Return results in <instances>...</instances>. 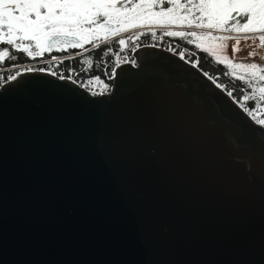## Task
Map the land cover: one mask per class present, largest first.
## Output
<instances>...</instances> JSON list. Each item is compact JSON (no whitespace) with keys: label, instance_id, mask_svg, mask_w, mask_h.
I'll return each instance as SVG.
<instances>
[{"label":"water","instance_id":"1","mask_svg":"<svg viewBox=\"0 0 264 264\" xmlns=\"http://www.w3.org/2000/svg\"><path fill=\"white\" fill-rule=\"evenodd\" d=\"M133 58L105 95L0 83V264H264V128L177 55Z\"/></svg>","mask_w":264,"mask_h":264},{"label":"snow or ice","instance_id":"2","mask_svg":"<svg viewBox=\"0 0 264 264\" xmlns=\"http://www.w3.org/2000/svg\"><path fill=\"white\" fill-rule=\"evenodd\" d=\"M145 28L149 29L153 40L179 38L207 57H215L216 62L226 68L223 75L240 80L242 85L221 83L220 75H209L207 71L204 74L264 128V118L260 116L264 110V65L256 60L257 57L264 60V53L260 51L264 49V0H0V46H5L0 47V65L5 60L16 61V52L31 59L43 58L53 49H84L86 43L93 42L98 47L122 33ZM152 28L161 29L162 36L158 37ZM171 28L175 30H169ZM145 34L140 31L127 39L120 38L119 51L122 52L129 41L139 47L135 41ZM242 40L250 51L238 60L237 54L244 50ZM229 41H233L230 55ZM111 51L109 47L102 56ZM176 54L181 59L189 57L194 66L201 62L197 52L187 48ZM193 56L195 60H191ZM83 63L91 66L93 61L86 58ZM119 64L117 55L115 67ZM33 70L70 79L84 88L93 84L103 85L104 89L108 87L99 76L77 81L72 79L71 72L67 77L56 73L51 70L50 61L48 68L26 69ZM19 75L16 72L0 77V83L14 81ZM115 75V70L108 73L110 79ZM97 94L103 93H93ZM249 101L254 102L252 106Z\"/></svg>","mask_w":264,"mask_h":264},{"label":"trees","instance_id":"3","mask_svg":"<svg viewBox=\"0 0 264 264\" xmlns=\"http://www.w3.org/2000/svg\"><path fill=\"white\" fill-rule=\"evenodd\" d=\"M143 32H145L146 34L144 36H141L139 40H136L135 43H139L142 41H149L151 39L150 31L145 30ZM156 33L158 35L157 31H156ZM135 34H136V32H135ZM135 34H133V35H135ZM127 37H128L127 35H123V36H119L117 38H113L107 43L99 44L98 47H96L97 45H95L96 42H93L91 44L84 46V49L74 50V51H71L69 53H54V52L53 53H45L43 58L37 57L35 59H31V58L27 57L26 54H24V53L16 52L14 54L18 57V59L16 61L5 60L3 62V65H0V68L1 69H7V68H13L12 65H15V67H19V66L28 65V64L39 63L42 61L49 60L50 58H52L54 56H61L62 57L65 55L78 54L80 52H84L86 50L93 49L92 51L86 53L85 55H83L81 57L74 58L72 60H66L62 63L53 64V65H51V68H53L56 73L64 72L65 77L69 76V72L78 73L80 76L87 75L89 77L93 74H94V76H99L100 79L104 82V84H106L108 87H107V89H104L103 85L93 84L92 85L93 92H96V93H101V92L104 93L105 92V93H107L113 87V82H114L112 80V78L111 79L109 78L108 73L112 71V69L115 65L117 55L119 57L123 56L125 51H126L125 49L127 48V46H126L122 52L119 51L121 46L118 44V40L120 38L127 39ZM165 39H166L165 43L171 44L174 49L178 48L177 49L178 51L183 50L184 48L189 49V51H196L197 55L200 57V61H201L198 68L203 73H205V71H207L209 73V75H220L221 80L219 82H221V83H231L237 87H240L242 85V82L240 80L235 79V78L225 77L223 75V73L226 71V68L224 65L218 64L216 62L215 57H207L205 53L199 52L198 50H196L194 48V46L187 45L185 42L181 41L179 38L165 37ZM94 46L96 48H94ZM0 47H5V46H0ZM109 47H111L112 51L109 52L108 55L102 56V53L104 51H106ZM86 58L92 59L93 63L91 66L83 63V60ZM192 58H191V60L196 59L195 56L193 59ZM129 60L131 62L134 61L133 55L130 56ZM56 77H58V76L56 75ZM75 80L80 81V78L75 79ZM77 84L79 85V83H77ZM97 95H101V94H97ZM234 95L239 96V93L234 92ZM253 103H254L253 101L248 102L249 106H252ZM261 118H264V114L261 115Z\"/></svg>","mask_w":264,"mask_h":264},{"label":"built area","instance_id":"4","mask_svg":"<svg viewBox=\"0 0 264 264\" xmlns=\"http://www.w3.org/2000/svg\"><path fill=\"white\" fill-rule=\"evenodd\" d=\"M137 44L140 45V46L155 44L157 47H159L161 49H164L165 51H169V52L177 55L178 57H180L178 54H176V52H178V51L177 50L173 51L172 50V49H174L173 46L171 44H169V43H165V41L163 39L162 40L158 39L156 41H154V40L142 41V42H139ZM135 48H137V47H135V46L128 47V49L125 51L124 55L120 58V63L127 61V62H129V64H134L133 62H131L129 60V58H130L131 55H133V51H134ZM125 57H127V59H125ZM55 58L56 59H54V60L53 59H49V60L42 61V62H39V63H34V64L23 65V66H20V67L9 68V69L3 71L5 73V75L2 76V77H6L7 75H9V74H11V73H13L15 71L22 70L24 68H33V69L48 68L49 67V61L51 62V64H57V63H62L65 60V58H61V57H58V56H56ZM237 59H239V58H237ZM183 60L185 62H187L188 64H191V63H189V57L186 56L185 59H183ZM191 65L194 66V64H191ZM195 67L198 68V66H195ZM51 70L55 72V70L53 68H51ZM112 71H113V69H112ZM72 79H75V78L72 77ZM109 91H108V93H109Z\"/></svg>","mask_w":264,"mask_h":264},{"label":"flooded vegetation","instance_id":"5","mask_svg":"<svg viewBox=\"0 0 264 264\" xmlns=\"http://www.w3.org/2000/svg\"><path fill=\"white\" fill-rule=\"evenodd\" d=\"M147 28H145V29H133V30H131V31H129V32H126V33H131V32H134L135 33V31H137V30H140V31H145ZM156 29V31L158 32V36H162V30L161 29H158V28H155ZM169 30H175V28H171V29H169ZM229 43V45H230V41L228 42ZM233 43V41L231 42V44ZM242 44V43H241ZM86 45H88L87 43L85 44V46ZM79 49V48H78ZM78 49H66V50H62V51H51V52H46V53H69V52H71V51H74V50H78ZM93 49H89V50H86V51H84V52H80V53H78V54H72L71 55V58H69L70 57V55H65V56H58V57H61V58H65V60L64 61H66V60H72V59H74V58H78V57H81V56H83V55H85L86 53H88V52H90V51H92ZM262 53H264V49H261L260 50ZM54 57H56V56H54ZM50 59H52V58H50ZM63 61V62H64ZM260 62H263L264 63V60H260ZM51 65H53V64H51ZM261 65H263V64H261ZM7 69H9V68H7ZM7 69H1L0 68V77H2V76H4L5 75V73L3 72V71H5V70H7ZM61 73H63L64 74V72H61ZM70 73V72H69ZM72 73V77L73 78H75V79H78V78H80V81H83V80H87V79H91L92 78V76L94 77V74L93 75H91V76H87V75H82V76H80L78 73H74V72H71ZM108 93V92H107ZM107 93H103V94H101V95H105V94H107ZM261 112H263L262 114H264V110H262ZM261 116V115H260Z\"/></svg>","mask_w":264,"mask_h":264},{"label":"rangeland","instance_id":"6","mask_svg":"<svg viewBox=\"0 0 264 264\" xmlns=\"http://www.w3.org/2000/svg\"><path fill=\"white\" fill-rule=\"evenodd\" d=\"M146 30L149 31V29H146ZM151 31H156V29H155V28H152ZM135 32H136V34H137L138 32H140V30H137V31H135ZM133 34H135V33H134V32H131V33H122L120 36H123V35H127V36H129V35H133ZM133 36H134V35H133ZM157 36H158V35H157ZM117 37H119V36H117ZM117 37H114V38H117ZM158 37H159V36H158ZM112 39H113V38H112ZM110 40H111V39H110ZM110 40H109V41H110ZM150 40H153V39L151 38ZM163 40L166 41L165 37H163ZM109 41H108V42H109ZM154 41H156V40H154ZM242 41H243V40H242ZM231 42H232V41H230V45H229V48H228V54H229V55L231 54V45H232ZM128 43H129V44L127 45V48H126L125 50H127L128 47H130V46H131V47L134 46V44H133L132 41H129ZM135 44H137V43H135ZM155 44H156V43H155ZM95 45H97V44H95ZM96 47H97V46H96ZM96 47L94 46V48H96ZM177 49H178V48H177ZM177 49H172V50L174 51V50H177ZM177 51H178V50H177ZM248 51H249V50H246V51L244 52V55H241L240 53H238L237 56H241V57H242V58H239L238 60H242L245 56H247ZM121 57H122V56H121ZM121 57H120V58H121ZM193 58H194V56H193ZM193 58H192V59H193ZM199 58H200V57H199ZM256 60H257L258 63L264 65L263 62H260V59H259L258 57L256 58ZM189 63H191V62H189ZM191 64H193V63H191ZM19 67H20V66H19ZM39 69H40V68H39ZM85 89H86L88 92H90L91 94L94 93V92H93V87H92V86H91L90 88H85ZM262 113H263V112H260V115H262Z\"/></svg>","mask_w":264,"mask_h":264},{"label":"bare ground","instance_id":"7","mask_svg":"<svg viewBox=\"0 0 264 264\" xmlns=\"http://www.w3.org/2000/svg\"><path fill=\"white\" fill-rule=\"evenodd\" d=\"M241 43H242V44H241V47H242L244 50L241 51L240 54H241V55H244V52H245L246 50H249V51H250V49L247 47V45L244 44L243 41H241ZM237 58H242V57H241V56H237ZM260 60H261V59H260Z\"/></svg>","mask_w":264,"mask_h":264}]
</instances>
